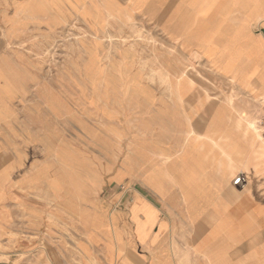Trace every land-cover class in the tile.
Returning <instances> with one entry per match:
<instances>
[{"label":"rangeland","instance_id":"374dc122","mask_svg":"<svg viewBox=\"0 0 264 264\" xmlns=\"http://www.w3.org/2000/svg\"><path fill=\"white\" fill-rule=\"evenodd\" d=\"M180 1L145 0L140 5L130 0H0V55L9 53L7 60L13 55L19 59L28 79V89L15 102L10 132L5 131L11 135L6 142L11 147L12 172L11 181L0 185L5 194L0 202V260L87 264L78 251L80 243L87 241L85 229L70 212L78 209L69 203L83 191V181L78 179L87 175L83 162L101 174L98 199L126 194L129 181L116 179L117 148L134 145L153 123L163 126L160 131H173L165 108L191 109L198 96L208 98L193 117L201 126H208L218 105L231 113L240 111L256 126V130L247 129L254 136L253 170L245 172V183H252V188L244 192L261 193L262 204L255 206L264 209V98L216 74L208 60L188 58L184 29L173 25L179 22ZM24 3L28 7H21ZM109 12L112 17H106ZM20 34L26 35L25 41H20ZM170 67L186 68L195 83L184 104L174 103L170 96L168 84L178 78L164 73ZM236 124L227 133L217 130L202 135L212 137L227 152H234L228 147L231 141L244 150V137L238 136L242 121L237 119ZM139 125L140 130L130 135L132 127ZM189 131L190 127L184 133ZM190 136L202 143L208 140L197 139L194 133ZM158 140L154 138L153 144ZM184 141L181 138L180 145ZM89 171L92 180L99 182L96 171ZM202 172L198 167L186 171L183 178H203ZM85 189L95 193L93 187ZM58 195L66 196L61 205ZM116 238L120 244L118 232ZM108 244L112 246L110 238ZM88 247L99 260V241Z\"/></svg>","mask_w":264,"mask_h":264},{"label":"crops","instance_id":"0c3cea01","mask_svg":"<svg viewBox=\"0 0 264 264\" xmlns=\"http://www.w3.org/2000/svg\"><path fill=\"white\" fill-rule=\"evenodd\" d=\"M130 2L142 5L145 0ZM20 5L28 7L25 3ZM119 9L128 12L126 7L119 6ZM177 11L180 15L175 20L179 22L173 25L184 29L188 58L208 60L216 74L264 98V0H181ZM205 26L209 29L204 32ZM254 26L257 27L255 31ZM18 36L21 42L25 41L26 35ZM6 54L0 55L2 186L11 181L12 172L11 147L6 142L11 135H6L5 131L10 132L16 115L15 102L28 89L26 68L14 55L7 60ZM164 73L182 76L177 78V85L169 83L168 90L174 103L184 104L187 94L195 87L187 69L170 67ZM207 99V96H198L187 110L165 108L173 131L163 128V133L159 129L163 126L152 121V126L147 125L151 131L133 141L134 145L121 144L120 149L117 148L120 158L116 179L129 181L126 194L107 201L98 199L101 174L83 162L87 175L78 178L83 181V191L69 201L78 211L67 209L84 226L87 241L80 243L78 251L87 264H264V209L255 206L262 204L261 193L251 196L233 186L231 181L236 174L217 178L219 149L209 140L202 143L184 133L189 129L188 121L197 134H202L217 130L227 133L240 119L242 126L238 136L246 133L250 137L245 124L251 121L240 111L233 109L231 113L218 105L208 126L203 127L197 119L194 122L193 117ZM197 116L204 120L200 114ZM138 130L140 125L133 126L130 135ZM154 138L160 141L153 144ZM181 138L185 141L180 145ZM139 143H147L148 147L139 146ZM55 150L59 152L58 147ZM248 151L250 169L251 146ZM198 167H202L203 178L190 181L183 178L186 171ZM89 170L96 171L99 182L92 180ZM38 183L36 180L34 184L38 186ZM68 185L63 186L67 188ZM86 187H93L95 193H86L89 192ZM57 197L61 205L66 196ZM4 199L0 186V202ZM116 232L121 235L120 244ZM109 238L112 246L108 244ZM98 241L99 260L91 255L88 247V243ZM0 264L14 263L0 260Z\"/></svg>","mask_w":264,"mask_h":264},{"label":"bare ground","instance_id":"6f19581e","mask_svg":"<svg viewBox=\"0 0 264 264\" xmlns=\"http://www.w3.org/2000/svg\"><path fill=\"white\" fill-rule=\"evenodd\" d=\"M106 17H112L110 12L106 13ZM177 77H178V79L182 78V76H180V75L177 76ZM176 85H177V83H176ZM176 97H178V96H176ZM189 125H190L189 126L190 127V131L186 135H189V133H194L195 136L197 137V139L199 137L203 136V137L207 138L212 143V145L217 146L219 148L220 153H221V157H220L219 162H218V169H217L216 177L217 178L218 177L229 178V176L231 177L234 174H236V175L237 174H242L244 176V179H245V182H246L247 174H245V172L249 173L250 171L253 170V169H249V167H248L249 151L246 152V150L249 149L250 146L252 147L253 141H254V136L253 137L252 136L248 137V135L246 133L241 135L242 137H244V139H243L244 150L241 149V148H240V150H238L239 146L231 141L228 144L229 145L228 147H231V150H234V152L228 151L229 152L228 153L227 151L223 150V147L220 144L214 143L210 139L212 137H209V136H206V135H202V134H197L196 131L191 126V124H189ZM236 126L239 127L238 123L236 124ZM249 128L252 129V130H256L257 129L253 122H249L247 124L246 130L249 129ZM263 143H264V139H263ZM232 147H235V148L233 149ZM252 152H253V150H252ZM224 172L226 174H224ZM184 177H185V175H184ZM245 182L242 185V188L244 189L243 191H246L245 189H247V190L249 189L250 190L252 188V186H251L252 184H250V183L247 184ZM259 184H260V182L257 185H259ZM263 184H264V179H263Z\"/></svg>","mask_w":264,"mask_h":264},{"label":"built area","instance_id":"2783aa9c","mask_svg":"<svg viewBox=\"0 0 264 264\" xmlns=\"http://www.w3.org/2000/svg\"><path fill=\"white\" fill-rule=\"evenodd\" d=\"M244 182H245V179L242 174H237L231 181L232 185L236 187H241Z\"/></svg>","mask_w":264,"mask_h":264}]
</instances>
